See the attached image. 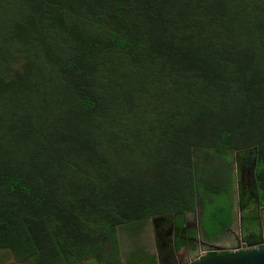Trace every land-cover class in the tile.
Segmentation results:
<instances>
[{"label": "trees", "instance_id": "trees-1", "mask_svg": "<svg viewBox=\"0 0 264 264\" xmlns=\"http://www.w3.org/2000/svg\"><path fill=\"white\" fill-rule=\"evenodd\" d=\"M240 152L264 205V0H0V263L157 264L168 214L214 244Z\"/></svg>", "mask_w": 264, "mask_h": 264}, {"label": "flooded vegetation", "instance_id": "flooded-vegetation-1", "mask_svg": "<svg viewBox=\"0 0 264 264\" xmlns=\"http://www.w3.org/2000/svg\"><path fill=\"white\" fill-rule=\"evenodd\" d=\"M252 154L236 156L235 155V176L237 179L236 169H245L251 164ZM241 169V170H242ZM233 195V223L231 227L222 235V239L214 244H206L199 234L193 239L194 249L189 248L185 252L186 261H177L175 264H191L199 258L209 256L208 253L224 254L232 251H239L245 245L247 248L264 247V205H261L257 198V189L246 183L236 180ZM195 218V219H193ZM196 220V221H195ZM185 228L187 230L196 229L200 231L197 212L193 211L185 215ZM236 227L235 230H232ZM157 264H171L167 258L173 256V240L175 230L169 221H161L158 227L154 228ZM199 236V240H198ZM230 239V240H229ZM199 243L197 245L196 243ZM211 254V255H214Z\"/></svg>", "mask_w": 264, "mask_h": 264}, {"label": "water", "instance_id": "water-1", "mask_svg": "<svg viewBox=\"0 0 264 264\" xmlns=\"http://www.w3.org/2000/svg\"><path fill=\"white\" fill-rule=\"evenodd\" d=\"M253 152H240L237 153L236 156H243L252 154ZM242 169V168H241ZM239 167L236 169L237 179L243 184L246 183L249 186H253L256 191V181H255V158L251 160V164L247 170ZM197 217L200 214V210L198 209V203L196 210ZM161 221H169L171 226L173 225V215H161L152 217L150 219L151 226L153 228L158 227ZM155 234V232H154ZM10 258L14 261L13 256L9 253ZM192 264H264V248H247L245 245L241 247L239 251H232L224 254H214L205 256L197 259Z\"/></svg>", "mask_w": 264, "mask_h": 264}, {"label": "rangeland", "instance_id": "rangeland-1", "mask_svg": "<svg viewBox=\"0 0 264 264\" xmlns=\"http://www.w3.org/2000/svg\"><path fill=\"white\" fill-rule=\"evenodd\" d=\"M195 219V218H193ZM196 221V220H195ZM236 227H233L232 230H235ZM199 234V233H198ZM122 245H123V253L127 252L128 250L132 249L134 247L133 243L130 242V240H125V233H120ZM197 238V237H196ZM199 240V236H198ZM230 240V239H229ZM136 242V241H134ZM138 243H141L145 247V251L148 253H157L156 245H155V234L153 232V228L151 224H147L145 229L143 230L142 234H140V237H138ZM199 245V243H196ZM189 250V248L186 246V244H182L179 251H176L174 248L173 256L170 255V258H167L171 264L177 263V261H186V254L185 252ZM0 251V255H1ZM9 254V253H8ZM0 264H16L15 261H12L10 258V255H8L7 258H4ZM76 264H83L82 262L76 263Z\"/></svg>", "mask_w": 264, "mask_h": 264}, {"label": "clouds", "instance_id": "clouds-1", "mask_svg": "<svg viewBox=\"0 0 264 264\" xmlns=\"http://www.w3.org/2000/svg\"><path fill=\"white\" fill-rule=\"evenodd\" d=\"M150 224H151V222H150ZM195 262V261H194ZM192 264V263H191Z\"/></svg>", "mask_w": 264, "mask_h": 264}]
</instances>
